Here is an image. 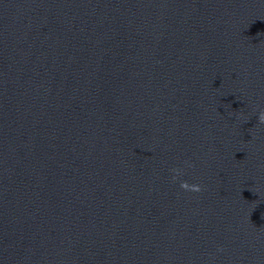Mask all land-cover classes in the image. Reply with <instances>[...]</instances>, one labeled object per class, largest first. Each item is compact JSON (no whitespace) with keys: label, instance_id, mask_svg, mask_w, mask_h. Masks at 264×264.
<instances>
[{"label":"water","instance_id":"95a60500","mask_svg":"<svg viewBox=\"0 0 264 264\" xmlns=\"http://www.w3.org/2000/svg\"><path fill=\"white\" fill-rule=\"evenodd\" d=\"M264 0H0V264H264Z\"/></svg>","mask_w":264,"mask_h":264},{"label":"clouds","instance_id":"9594fccd","mask_svg":"<svg viewBox=\"0 0 264 264\" xmlns=\"http://www.w3.org/2000/svg\"><path fill=\"white\" fill-rule=\"evenodd\" d=\"M262 119H264V116H262Z\"/></svg>","mask_w":264,"mask_h":264}]
</instances>
